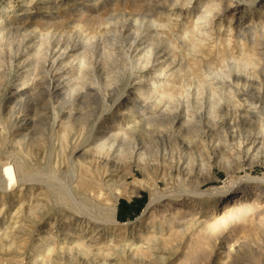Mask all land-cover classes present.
I'll return each mask as SVG.
<instances>
[{
	"label": "rangeland",
	"instance_id": "1",
	"mask_svg": "<svg viewBox=\"0 0 264 264\" xmlns=\"http://www.w3.org/2000/svg\"><path fill=\"white\" fill-rule=\"evenodd\" d=\"M0 60V176L7 159L28 173L0 187V264H264V0H0ZM188 114L198 130L176 137ZM159 116L134 148L132 121Z\"/></svg>",
	"mask_w": 264,
	"mask_h": 264
},
{
	"label": "bare ground",
	"instance_id": "2",
	"mask_svg": "<svg viewBox=\"0 0 264 264\" xmlns=\"http://www.w3.org/2000/svg\"><path fill=\"white\" fill-rule=\"evenodd\" d=\"M163 1V0H162ZM168 1H170V0H168ZM244 1V0H243ZM28 2V1H27ZM186 2H188V1H186ZM220 2V1H219ZM242 2V1H241ZM32 3V2H31ZM167 3V2H166ZM170 3H172V2H170ZM178 3V2H177ZM185 3V2H184ZM214 3V2H213ZM233 3H234V1H233ZM232 3V4H233ZM205 4V3H204ZM247 4V3H246ZM158 5V4H157ZM211 5V4H210ZM214 5H216L215 7H217V4H214ZM214 5L212 6L213 7V9L215 8L214 7ZM231 5V4H230ZM29 6V5H28ZM174 6V5H173ZM172 7V6H171ZM203 8V7H202ZM221 8V7H220ZM8 9V8H7ZM201 9V8H200ZM211 9V8H210ZM213 9H212V11H210L209 10V7H208V10L210 11V12H213ZM24 11V10H23ZM29 11V10H28ZM145 11V10H144ZM147 11V10H146ZM149 11V10H148ZM163 11V10H162ZM234 11V10H233ZM199 12H200V10H199ZM235 12V11H234ZM145 13V12H144ZM143 13V15H139L138 14V16H135L133 19H134V22H140V23H143L142 25H144V26H147V28L148 27H150V26H152V25H155V23H156V21L157 20H155L154 18H151V17H149V15L151 14H144ZM160 13V12H159ZM167 14V13H166ZM234 14V13H233ZM162 15V14H161ZM165 15V14H164ZM152 16V15H151ZM169 16V15H168ZM171 16V15H170ZM210 17V16H209ZM219 17V16H218ZM198 18V17H197ZM203 18H205V19H207V17L205 16V17H203ZM215 18V17H214ZM217 18V17H216ZM223 18H224V16H223ZM210 19V18H209ZM208 19V20H209ZM222 19V18H221ZM241 19V18H240ZM169 20V19H168ZM219 21V20H218ZM163 22V21H162ZM170 22V21H169ZM200 22H202V21H200ZM206 22H207V20H206ZM226 22V21H225ZM239 22V21H238ZM164 23V22H163ZM203 23H204V21H203ZM202 23V24H203ZM216 23V22H215ZM109 24V23H108ZM136 24V23H135ZM134 24V26H136ZM157 24H160V23H156V25ZM169 24V23H168ZM113 25V24H112ZM161 25V24H160ZM204 25V24H203ZM205 25H207V23H205ZM233 25V24H232ZM108 26V25H107ZM140 26V25H139ZM143 26V27H144ZM217 26H218V24H217ZM114 27V26H113ZM116 27V26H115ZM137 27H138V24H137ZM167 27H170V24H169V26H167ZM197 27V26H196ZM200 27V26H199ZM228 27V26H227ZM107 28V27H106ZM125 28V27H124ZM135 28V27H134ZM158 28V27H157ZM187 28V27H186ZM213 28V27H212ZM219 28V27H218ZM113 29V28H112ZM136 29V28H135ZM139 29H142V28H140L139 27ZM224 29H226V28H224ZM150 30V29H149ZM148 30V31H149ZM153 30V29H152ZM36 31V30H35ZM106 31V30H105ZM108 31V30H107ZM141 31H143V30H141ZM162 31V30H161ZM192 31V30H191ZM17 32V31H16ZM26 32V31H25ZM110 32V31H109ZM109 32H106V34L107 33H109ZM129 32V31H128ZM140 32V31H139ZM144 32V31H143ZM142 32V33H143ZM150 32V31H149ZM153 32V31H152ZM182 32H183V30H182ZM226 32V31H225ZM27 33V32H26ZM29 33H30V31H29ZM35 33V32H34ZM119 33H121V32H119ZM168 33V32H167ZM187 33H189V31L187 30ZM219 33V32H218ZM31 34H32V32H31ZM105 34V35H106ZM118 34V33H117ZM133 34V33H132ZM138 34V33H137ZM173 34V33H172ZM176 34V33H175ZM183 34H186L185 32L183 33ZM33 35V34H32ZM58 35V34H57ZM56 35V36H57ZM121 35V34H120ZM147 35V34H146ZM160 35H162V34H159V35H156L155 34V37H157V36H160ZM54 36V35H53ZM103 36V35H102ZM110 36V35H109ZM112 36V35H111ZM115 36V35H114ZM140 36V35H139ZM201 36V35H200ZM59 37V36H58ZM57 37V38H58ZM99 37V36H98ZM104 37V36H103ZM102 37V38H103ZM108 37V36H107ZM115 37H117V36H115ZM114 37V38H115ZM125 37H127V35L125 36ZM145 37V36H144ZM143 37V38H144ZM150 37V36H149ZM163 37V36H162ZM170 37V36H169ZM181 37V36H180ZM35 38V37H34ZM102 38H100V40L102 39ZM109 38V37H108ZM111 38V37H110ZM154 38V37H153ZM161 38V37H160ZM173 38V37H172ZM184 38H185V35H184ZM188 38V37H187ZM209 38V37H208ZM231 38V37H230ZM107 39V38H106ZM145 39V38H144ZM163 39V38H162ZM191 39H193V38H191ZM36 40V39H35ZM49 40V39H48ZM89 40V39H88ZM92 40V39H91ZM112 40V39H111ZM114 40V39H113ZM116 40V39H115ZM158 40V39H157ZM174 40V39H173ZM177 40V39H176ZM185 40V39H184ZM227 40V39H226ZM22 41V40H21ZM30 41V40H29ZM38 41V40H37ZM64 41V40H63ZM98 41V40H97ZM121 41V40H120ZM134 41V40H133ZM154 40H152V42H153ZM160 41V40H159ZM158 41V42H159ZM162 41V40H161ZM163 41H165V40H163ZM168 41H170V40H167V42ZM201 41V40H200ZM40 42V41H39ZM43 42V41H42ZM62 42V41H61ZM91 42V41H90ZM100 42V41H99ZM108 42V41H107ZM113 42V41H112ZM121 42H123V41H121ZM142 42V41H141ZM156 42V45L158 44L159 45V43L157 42V41H155ZM166 42V43H167ZM193 42H194V40H193ZM192 42V43H193ZM203 42V41H202ZM28 42H26V44H27ZM34 43H35V41H34ZM55 43V42H54ZM97 43V42H96ZM106 43V42H105ZM120 43V42H119ZM132 43H136V42H132ZM166 43H165V45H166ZM230 43V42H229ZM43 44V43H42ZM56 44V43H55ZM112 44V43H111ZM142 44V43H141ZM154 43H152V45H153ZM173 44V43H172ZM182 44V43H181ZM189 44V43H188ZM191 44V43H190ZM189 44V45H190ZM225 44H227V43H225ZM23 45V44H22ZM32 45V44H31ZM57 45H59V44H57ZM90 46H91V44H89ZM106 45V44H105ZM108 45V44H107ZM161 45V44H160ZM170 45V44H169ZM169 45H168V47H169ZM191 45H194V44H191ZM197 45V44H196ZM24 46V45H23ZM51 46V45H50ZM96 46V45H95ZM95 46H93V47H95ZM195 46V45H194ZM226 46H228V45H226ZM40 47V46H39ZM42 47V46H41ZM44 47V46H43ZM66 47V46H65ZM92 47V48H93ZM97 47H98V45H97ZM96 47V48H97ZM132 47V46H131ZM130 47V48H131ZM187 47H189L188 45L186 46V48ZM191 47V46H190ZM196 47V46H195ZM28 48V47H27ZM47 48V47H46ZM49 48V47H48ZM51 48V47H50ZM89 48V47H88ZM121 48V47H120ZM134 49H135V47H133ZM137 48V47H136ZM139 48V47H138ZM146 48V47H145ZM144 48V49H145ZM155 48V47H154ZM240 48V47H239ZM25 49V48H24ZM59 49V48H58ZM189 49V48H188ZM5 50H7V49H5ZM20 50H21V47H20ZM31 50H33V52H34V48H31ZM75 50V49H74ZM88 50H90V49H88ZM118 50V49H117ZM148 50V49H147ZM156 50V49H155ZM190 50V49H189ZM195 50V49H194ZM241 50V49H240ZM24 51V50H23ZM43 51V50H42ZM49 51V50H48ZM64 51V50H63ZM122 51V50H121ZM132 51H134V50H132ZM144 50L142 49L141 50V52H143ZM159 51V50H158ZM8 52V51H7ZM35 52H37L36 50H35ZM78 54H79V52L78 51H76ZM120 52V51H119ZM136 52V51H135ZM154 52V51H153ZM162 52V51H161ZM160 52V53H161ZM244 52V51H243ZM22 53V52H21ZM31 53H32V51H31ZM39 53H40V51H39ZM38 53V55L40 56V54ZM48 53V52H47ZM54 53V52H53ZM148 53V52H147ZM149 53H150V51H149ZM155 53V52H154ZM197 53V52H196ZM199 53V52H198ZM3 54H4V52H3ZM26 54V53H25ZM61 54H63V53H61ZM65 54V53H64ZM123 54H124V52H123ZM126 54V53H125ZM233 54V53H232ZM240 54V53H239ZM37 55V54H36ZM59 55H60V53H59ZM76 55V54H75ZM101 55V54H100ZM109 55V54H108ZM143 55H144V53H143ZM142 55V56H143ZM164 55H165V53H164ZM80 56V55H79ZM119 56V55H118ZM141 56V57H142ZM154 56V55H153ZM239 56V55H238ZM245 56V55H244ZM35 57V56H34ZM61 57V56H60ZM160 57V56H159ZM190 57H192V56H190ZM240 57V56H239ZM38 58V57H37ZM44 58V57H43ZM108 58V57H107ZM129 58V57H128ZM194 58H195V56H194ZM7 59H9V58H7ZM100 59V58H99ZM120 59V58H119ZM135 59V58H134ZM198 59V58H197ZM250 59V58H249ZM2 60V59H1ZM0 60V61H1ZM11 60H12V58H11ZM31 60V59H30ZM37 60V59H36ZM80 60V58H78V61ZM126 60H127V58H126ZM178 60V59H177ZM181 60V59H180ZM243 60V59H242ZM248 60V59H247ZM261 60V59H260ZM34 61V60H33ZM76 61V60H75ZM110 61V60H109ZM165 61V60H164ZM230 61V60H229ZM228 61V62H229ZM6 62V61H5ZM14 62H16V61H14ZM30 62V61H29ZM28 62V64H30ZM38 62H40L39 60L37 61V63ZM49 62V61H48ZM58 62V61H57ZM83 62V61H82ZM116 62V61H115ZM162 62V61H161ZM218 62V61H217ZM227 62V63H228ZM241 62V61H240ZM239 62V63H240ZM263 62H264V60H263ZM2 63V62H1ZM1 63H0V67H2L1 66ZM10 62H8V64H9ZM20 63V62H19ZM36 62H34V64H35ZM54 63H56V62H54ZM87 63V62H86ZM85 63V64H86ZM133 63V62H132ZM138 63V62H137ZM223 63V62H222ZM231 63V62H230ZM237 63V62H236ZM255 63V62H254ZM258 63V62H257ZM27 64V63H26ZM27 64V65H28ZM33 64V63H32ZM41 64V63H40ZM44 64H45V61H44ZM83 65H84V62L82 63ZM98 64V63H97ZM106 64V63H105ZM123 64V63H122ZM126 64H127V62H126ZM151 64H152V62H151ZM200 64V63H199ZM238 64V63H237ZM242 64H243V62H242ZM251 64V63H250ZM69 65V64H68ZM129 65V64H128ZM193 65V64H192ZM232 65V64H231ZM235 65V64H234ZM233 65V66H234ZM7 66V65H6ZM9 66V65H8ZM13 66V65H12ZM29 66H32V65H29ZM29 66H27V68L29 67ZM45 66V65H44ZM54 66V65H53ZM61 66V65H60ZM85 66V65H84ZM98 66V65H97ZM162 66V65H161ZM222 66V65H221ZM227 66H228V64H227ZM252 66V65H251ZM34 67H36V65H34ZM33 66L32 67H30V69H28V70H30L31 71V68H34ZM110 67V66H109ZM119 67V66H118ZM131 67V66H130ZM164 67V66H163ZM199 67V66H198ZM201 67V66H200ZM240 67V66H239ZM250 67V66H249ZM9 68V67H8ZM24 68V67H23ZM229 69H230V67H228ZM241 68V67H240ZM256 68V67H255ZM1 69V68H0ZM3 69V68H2ZM6 69V68H5ZM46 69V68H45ZM61 69V68H60ZM94 69V68H93ZM120 69V68H119ZM124 69H125V67H124ZM221 69V68H220ZM223 69V68H222ZM221 69V70H222ZM237 69V68H236ZM26 70V69H25ZM27 70V71H28ZM43 70V69H42ZM41 70V71H42ZM89 70V69H88ZM98 70V69H97ZM187 70V69H186ZM200 70V69H199ZM235 70V69H234ZM245 70V69H244ZM253 70V69H252ZM1 71V70H0ZM108 71H110V70H108ZM160 71V70H159ZM198 71V70H197ZM226 70H224V73L223 74H225V75H227L226 74V72H225ZM227 71H228V69H227ZM230 71V70H229ZM26 72V71H25ZM39 72H40V70H39ZM51 72V71H50ZM58 72V71H57ZM85 72V71H84ZM93 72V71H92ZM104 72H105V70H104ZM116 72V71H115ZM131 72V71H130ZM238 72V71H237ZM260 72V71H259ZM28 73V72H27ZM30 73H32V72H30ZM29 73V74H30ZM41 73H43V72H41ZM48 73H49V71H48ZM124 73V72H123ZM134 73V72H133ZM181 73V72H180ZM190 73V72H189ZM195 73V72H194ZM210 73V72H209ZM212 73V72H211ZM210 73V74H211ZM214 73V72H213ZM230 73V72H229ZM235 73V72H234ZM1 74H4V73H2L1 72ZM52 74V73H51ZM85 74V73H84ZM92 74V73H91ZM118 74V73H117ZM151 74V73H150ZM202 74H204V73H202ZM260 74V73H259ZM21 75V74H20ZM23 76H24V72H23V74H22ZM63 75V74H62ZM82 75V74H81ZM124 75V74H123ZM214 75H216V72H215V74ZM229 75V74H228ZM234 75V74H233ZM232 75V76H233ZM22 76V77H23ZM26 76V78L28 77L27 75H25ZM72 76V75H71ZM85 76V75H84ZM83 76V77H84ZM87 76V75H86ZM95 76V75H94ZM93 76V77H94ZM178 76V75H177ZM189 76V75H188ZM211 76V75H210ZM221 76V75H220ZM222 76H224V75H222ZM221 76V77H222ZM255 76V75H254ZM1 77V76H0ZM3 78H4V76H2ZM92 77V78H93ZM98 77H99V75H98ZM102 77V76H101ZM135 77V76H134ZM225 77V76H224ZM246 77V76H245ZM253 77V76H252ZM261 77H262V75H261ZM43 78V77H42ZM47 78V77H46ZM50 78V77H49ZM69 78V77H68ZM82 78V77H81ZM100 78V77H99ZM121 78H122V76H121ZM215 78V77H214ZM228 78H229V76H228ZM1 79V78H0ZM18 79V78H17ZM29 79V78H28ZM54 79V78H53ZM129 79V78H128ZM174 79V78H173ZM185 79V78H184ZM212 79V78H211ZM222 79H223V77H222ZM225 79L227 80V77H225ZM233 79H234V77H233ZM237 79V78H236ZM257 79V78H256ZM263 79V78H262ZM63 80V79H62ZM87 80V79H86ZM86 80H84V81H86ZM95 80V79H94ZM206 80V79H205ZM210 80V79H209ZM215 80V79H214ZM235 80V79H234ZM238 80H239V78H238ZM238 80H236V82L238 81ZM246 80H247V77H246ZM22 81H24L23 80V78H22ZM54 81V80H53ZM60 81V80H59ZM80 81H81V79H80ZM117 81V80H116ZM129 81V80H128ZM185 81V80H184ZM203 81V80H202ZM216 81V80H215ZM219 81V80H218ZM242 81V80H241ZM251 81H253L252 79H251ZM3 82V81H2ZM153 82V81H152ZM211 82H213V81H211ZM221 82V81H220ZM227 82V81H226ZM244 82V81H243ZM26 83V82H25ZM82 83H83V80H82ZM90 83V82H89ZM110 84H111V81L109 82ZM128 83V82H127ZM203 83V82H202ZM23 84V83H22ZM234 84V83H233ZM245 84V83H244ZM15 85V84H14ZM21 85V84H20ZM35 85V84H34ZM43 85V87H44V84H42ZM76 85V84H75ZM96 85V84H95ZM100 85H101V83H100ZM112 85V84H111ZM114 85V84H113ZM220 85V84H219ZM236 85H238V82H237V84ZM246 85V84H245ZM257 85V84H256ZM23 86V85H22ZM30 86V85H29ZM36 86V85H35ZM38 86V85H37ZM50 86V85H49ZM115 86V85H114ZM175 86V85H174ZM216 87H217V85H215ZM234 86H235V84H234ZM255 86V85H254ZM264 86V85H263ZM17 87V86H16ZM31 87V86H30ZM39 87V86H38ZM43 87H41V88H43ZM72 87V86H71ZM74 87V86H73ZM204 87V86H203ZM238 87H239V85H238ZM256 87V86H255ZM260 87V86H259ZM258 87V88H259ZM36 87H34V89H35ZM83 88V87H82ZM99 88V87H98ZM101 88V87H100ZM103 88V87H102ZM107 88V87H106ZM105 88V89H106ZM111 88V87H110ZM234 88V87H233ZM236 88V87H235ZM234 88V89H235ZM253 88V87H252ZM30 89V88H29ZM143 89V88H142ZM148 89H149V87H148ZM209 89V88H208ZM219 89V88H218ZM232 89V88H231ZM260 89V88H259ZM13 90H15V89H13ZM18 90V89H17ZM45 90H46V88H45ZM63 90H65V89H63ZM107 90V89H106ZM128 90V89H127ZM172 90V89H171ZM182 90V89H181ZM180 90V91H181ZM185 90V89H184ZM200 90V89H199ZM220 90V89H219ZM228 90V89H227ZM240 90V89H239ZM246 90H248V89H246ZM256 90V89H255ZM57 91V90H56ZM91 91V90H90ZM97 91V90H96ZM101 91V90H100ZM103 91V90H102ZM153 91V90H152ZM257 91V90H256ZM10 92V91H9ZM72 92H73V90H72ZM210 92V91H209ZM15 93V92H14ZM95 93V92H94ZM120 93V92H119ZM248 93V92H247ZM250 93V92H249ZM44 94V93H43ZM43 94H41V95H43ZM46 94V93H45ZM52 94V93H51ZM130 94V93H129ZM155 94V93H154ZM162 94H163V92H162ZM172 94H173V92H172ZM216 94H218V93H216ZM220 94V93H219ZM232 94V93H231ZM237 94V93H236ZM252 94H253V92H252ZM255 94V93H254ZM260 94V93H259ZM258 94V95H259ZM20 95H22V94H20ZM68 95V94H67ZM86 95H88V94H86ZM116 95H118L117 93H116ZM115 95V96H116ZM194 95V94H193ZM205 95V94H204ZM210 95V94H209ZM227 95V94H226ZM62 96V95H61ZM65 96H66V94H65ZM97 96V95H96ZM159 96V95H158ZM173 96V95H172ZM176 96V95H175ZM213 96H216V95H213ZM229 96V95H228ZM251 96V95H250ZM253 96V95H252ZM256 96V95H255ZM264 96V95H263ZM22 97V96H21ZM44 97V96H43ZM48 97V96H47ZM78 97V96H77ZM95 97V96H94ZM117 97V96H116ZM132 97V96H131ZM138 97V96H137ZM203 97V96H202ZM205 97V96H204ZM49 98V97H48ZM89 98V97H88ZM107 98V97H106ZM165 98V97H164ZM175 98V97H174ZM222 98V97H221ZM261 98V97H260ZM105 99V98H104ZM122 99V98H121ZM176 99V98H175ZM211 99V98H210ZM45 100V99H44ZM44 100L42 101V102H44ZM59 100V99H58ZM75 100V99H74ZM97 100H99V99H97ZM155 100V99H154ZM170 100V99H169ZM168 100V101H169ZM208 100H209V98H208ZM221 100V99H220ZM21 101V100H20ZM73 101V100H72ZM88 101V100H87ZM95 101V100H94ZM201 101V100H200ZM204 101V100H203ZM202 101V102H203ZM244 101V100H243ZM56 102V101H55ZM70 102H71V99H70ZM70 102H68L67 104H70ZM86 102V101H85ZM97 102V101H96ZM133 102V101H132ZM170 102V101H169ZM204 102H206V101H204ZM210 102V101H209ZM23 103H24V101H23ZM39 103V102H38ZM88 103V102H87ZM188 103V102H187ZM211 103V102H210ZM247 103V102H246ZM84 104H86V103H84ZM97 104V103H96ZM123 104V103H122ZM189 104V103H188ZM206 104V103H205ZM217 104H218V102H217ZM216 104V105H217ZM250 104V103H249ZM46 105V104H45ZM58 105H60V104H58ZM66 105V104H65ZM73 105V104H72ZM89 105V104H88ZM93 105V104H92ZM146 105V104H145ZM144 105V106H145ZM193 105V104H192ZM211 105V104H210ZM43 106V105H42ZM74 106V105H73ZM84 106V105H83ZM130 106V105H129ZM187 106H189V105H187ZM186 106V107H187ZM201 106H203V105H201ZM214 106V105H213ZM224 106V105H223ZM258 106V105H257ZM38 107V106H37ZM56 107V106H55ZM91 107V106H90ZM103 107V106H102ZM110 107V106H109ZM146 107V106H145ZM64 108V107H63ZM71 108V107H70ZM179 107H177V109H178ZM60 109H61V107H60ZM65 109V108H64ZM63 109V110H64ZM112 109V108H111ZM164 109V108H163ZM162 109V110H163ZM180 109H182V108H180ZM189 109V108H188ZM188 109H186V110H188ZM191 109V108H190ZM221 109V108H220ZM88 110V109H87ZM168 110V109H167ZM247 110H249V109H247ZM258 110V109H257ZM27 111V110H26ZM172 111V110H171ZM181 111V110H180ZM189 111V110H188ZM192 111V110H191ZM199 111V110H198ZM221 111H223V110H221ZM250 111V110H249ZM248 111V112H249ZM89 112V111H88ZM108 112V111H107ZM163 112H165V111H163ZM183 112H184V110H183ZM219 112V111H218ZM230 112V111H229ZM67 113H68V111H67ZM73 113V112H72ZM71 113V114H72ZM91 113V112H90ZM190 113V112H189ZM200 113V112H199ZM220 113V112H219ZM222 113V112H221ZM241 113V112H240ZM177 114V113H176ZM183 113L181 112V115H182ZM211 114V113H210ZM224 114V113H223ZM242 114V113H241ZM249 114V113H248ZM250 114H251V112H250ZM75 115V114H74ZM165 115V114H164ZM188 115H191V114H188ZM222 115V114H221ZM220 115V116H221ZM84 116V115H83ZM166 116V115H165ZM186 116V115H185ZM185 116L183 117V119L185 118ZM219 116V118H221ZM261 116V115H260ZM262 116H263V114H262ZM70 117H72V116H70ZM151 117V116H150ZM157 117V116H156ZM171 117V116H170ZM169 117V118H170ZM217 117H218V115H217ZM252 117V116H251ZM30 118V117H29ZM69 118V117H68ZM85 118V117H84ZM87 118H89V116L87 117ZM155 118V117H154ZM181 118V117H180ZM191 120L193 121L194 120V118H196V115L195 114H192L191 115ZM218 118V119H219ZM25 119V118H24ZM129 119V118H128ZM143 119V118H142ZM146 119V118H145ZM162 119H164V118H161L160 116H159V122H157V125L156 126H154L153 127V124H151V123H148V125H149V127H153L152 128V130H148L147 129V127H146V125L144 124V123H142L141 122V120H138V122H134L133 123V121H132V126L130 127L129 126V128H131L133 131L135 130H137L139 133H140V137H141V140H140V137L136 140V142H135V144L133 145V147L135 148L139 143H141L142 145H144V143H147V142H149L148 140H147V138H150V137H153L152 135H153V133H155V131H159V136L160 135H164L163 133H165V131H166V129H161V127H163V120ZM172 119H174V118H170V123H169V126H168V128L170 127V128H174L175 127V125H174V121L172 120ZM176 119V118H175ZM174 119V120H175ZM217 119V120H218ZM222 119H223V117H222ZM255 119V118H254ZM29 120V119H28ZM77 120V119H76ZM134 120V119H133ZM152 120V119H151ZM157 120V119H156ZM165 120H166V118H165ZM168 120V119H167ZM197 120H200V119H197ZM253 120V119H252ZM257 120V119H256ZM2 121V120H1ZM23 121V120H22ZM83 121H84V119H83ZM86 121V120H85ZM153 121H155V119L153 120ZM152 121V122H153ZM182 121V123L180 124V125H178V127H177V130H176V128H175V134H176V137H179L180 138V136H182L183 135V137H186V135L190 132V130H194V129H196L197 128V130H198V127L200 126V125H198V124H196V122L195 121H193V123H192V121L190 122V121H188V119H186V120H181ZM203 121V120H202ZM228 121V120H227ZM19 122V121H18ZM198 122V121H197ZM211 122V121H210ZM219 122V121H218ZM252 122V121H251ZM156 123V122H155ZM177 123H179V122H177ZM199 123V122H198ZM223 123V122H222ZM221 123V124H222ZM227 123V122H226ZM229 123V122H228ZM241 123V122H240ZM17 124V123H16ZM84 124V123H83ZM147 124V123H146ZM218 124V123H217ZM197 125H198V127H197ZM84 126V125H83ZM93 126V125H92ZM91 126V127H92ZM167 126V125H166ZM145 127H146V130H148L147 132H146V130H145ZM164 127H165V125H164ZM262 127V126H261ZM264 127V126H263ZM262 127V128H263ZM167 128V129H168ZM245 128V127H244ZM130 129V130H131ZM132 130H131V132H132ZM164 130V131H163ZM170 130V129H169ZM173 130V129H172ZM192 130V132H194ZM200 130V129H199ZM241 130V129H240ZM113 131V130H112ZM168 131V130H167ZM174 131V130H173ZM219 131V130H218ZM107 132V131H106ZM152 132V133H151ZM90 133V132H89ZM135 133V132H134ZM133 133V134H134ZM167 133V132H166ZM152 134V135H151ZM169 134V133H168ZM191 134V133H190ZM216 134V133H215ZM260 134V133H259ZM138 135V134H137ZM178 135V136H177ZM89 136V135H88ZM168 136V135H167ZM189 136V135H188ZM224 136V135H223ZM126 137V136H125ZM134 137V136H133ZM136 138V137H135ZM249 138V137H248ZM44 139V138H43ZM101 139V138H100ZM250 139V138H249ZM36 140V139H35ZM115 140H116V138H115ZM118 140V139H117ZM169 140V139H168ZM34 141V140H33ZM106 141H107V139H106ZM126 141V142H125ZM181 141V140H180ZM188 141V140H187ZM220 141V140H219ZM248 141V140H247ZM96 142V141H95ZM124 142L125 143H123L122 145L124 146V145H130V143H132L131 141H128L127 142V140H126V138H125V140H124ZM165 142V141H164ZM105 143V142H104ZM162 143V142H161ZM177 143H179V142H177ZM113 144V143H112ZM248 144V143H247ZM160 145V144H159ZM183 145V144H182ZM189 145V144H188ZM217 145V144H216ZM240 145V144H239ZM113 146V145H112ZM145 146V145H144ZM146 147V146H145ZM237 147V146H236ZM129 148H130V146H129ZM139 148H140V146H139ZM141 149V148H140ZM254 149V148H253ZM181 151V150H180ZM259 151V150H258ZM253 152V151H252ZM249 153V152H248ZM7 157V156H6ZM232 159V158H231ZM6 161V160H5ZM12 160H8L7 159V162H5L3 165H2V167H3V174H2V176H0V187H2V188H4V189H6L7 190V188H9L10 186H11V184L13 183V181L15 180V178H17L18 180H24L23 179V177H25L24 175L25 174H28V173H23V176H22V178L20 177V175L19 174H21V173H19V167H18V165L16 166V167H14L13 168V166H12V162H11ZM16 165V164H15ZM21 165V164H20ZM26 167V166H25ZM74 174V173H73ZM22 175V174H21ZM37 175V174H36ZM29 178V177H28ZM29 179H31V178H29ZM48 179V178H47ZM27 180V179H26ZM33 180V179H32ZM104 180H105V177H104ZM247 180V179H246ZM259 180V179H258ZM30 181V180H29ZM28 181V182H29ZM36 181V180H35ZM107 181V180H106ZM261 181V180H260ZM20 182V181H19ZM46 182V181H45ZM105 182V181H104ZM108 182V181H107ZM7 184H8V186H7ZM48 184V183H47ZM104 184V183H103ZM103 184H101V185H103ZM5 185H6V187H5ZM44 185H46V184H44ZM55 185V184H54ZM63 185V184H62ZM120 186V185H119ZM122 186H124V185H122ZM51 188V187H50ZM119 188H123V187H119ZM63 189H65V188H63ZM78 189H79V187H78ZM60 190V189H59ZM120 190V189H119ZM92 192V189L91 190H89V193H85L84 192V198L87 200H85V202L84 201H80V202H76L75 200H74V197H73V193H72V190L69 188V189H66V191H65V193H67V195H68V197H69V199L72 201V202H74L73 204L75 205V206H77V208L79 209V211L80 212H84V213H89V212H91V211H89L91 208L88 206V202H90L93 206H94V204H96V201H95V199L94 198H89V197H93V193H91ZM118 192V191H117ZM127 191L124 189L123 190V193H126ZM58 193V192H57ZM61 193H63V192H61ZM61 193H59L60 194V196H61ZM194 193V192H193ZM32 194V193H31ZM118 194H122V191H121V193H120V191L118 192ZM13 195V194H12ZM58 195V194H57ZM63 195V194H62ZM118 196H120V195H118ZM99 199V198H98ZM116 199V198H115ZM97 200V199H96ZM56 201V200H55ZM153 201H156V198L154 197L153 199H151V201H150V203H152ZM60 202V201H59ZM94 202V203H93ZM41 204H43L42 202H40ZM63 203V202H62ZM36 205V204H35ZM44 205V204H43ZM97 205V207H98V204H96ZM31 206V205H30ZM41 205L39 204V207H40ZM234 206V205H233ZM31 207H33V206H31ZM30 207V209H32ZM102 207V206H101ZM115 204L111 207V209H110V211L112 210V214L111 215H115ZM234 209V208H233ZM33 210H35V209H33ZM40 210V209H39ZM82 210V211H81ZM88 210V211H87ZM98 211H99V208L97 209ZM36 211V210H35ZM34 211V212H35ZM75 211V210H74ZM78 211V212H79ZM101 211V210H100ZM31 213L30 214H32V211H30ZM29 214V215H30ZM92 214V213H91ZM32 216V215H31ZM98 216V215H97ZM114 220H115V218H114ZM113 221V220H112ZM15 222V221H14ZM17 222H19V221H17ZM115 222V221H114ZM107 223V222H106ZM109 223V222H108ZM14 224V223H13ZM12 225V224H11ZM16 225V224H15ZM10 226V225H9ZM93 227V226H92ZM14 229H15V227H14ZM16 230V229H15ZM94 231V230H93ZM17 232H19V231H17ZM13 235V234H12ZM16 235H17V233H16ZM11 237V236H10ZM8 238V237H7ZM7 238H6V240H7ZM2 239V238H1ZM9 239V238H8ZM2 241V240H1Z\"/></svg>",
	"mask_w": 264,
	"mask_h": 264
},
{
	"label": "crops",
	"instance_id": "3",
	"mask_svg": "<svg viewBox=\"0 0 264 264\" xmlns=\"http://www.w3.org/2000/svg\"><path fill=\"white\" fill-rule=\"evenodd\" d=\"M143 208L141 198H134L131 201L118 200L115 208V219L125 221L132 218Z\"/></svg>",
	"mask_w": 264,
	"mask_h": 264
}]
</instances>
